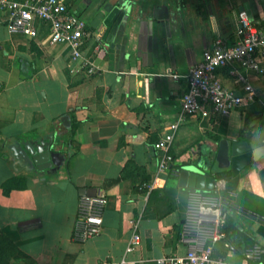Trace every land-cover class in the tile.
Instances as JSON below:
<instances>
[{"label":"crops","instance_id":"0c3cea01","mask_svg":"<svg viewBox=\"0 0 264 264\" xmlns=\"http://www.w3.org/2000/svg\"><path fill=\"white\" fill-rule=\"evenodd\" d=\"M65 1L91 33L83 49L102 70L95 77L71 70L67 46L9 33L0 12V257L4 264H118L134 226L140 243L127 260L183 256L187 191L169 188L168 178L221 140H242L264 123V79L248 74L254 99L228 118L186 117L169 175L156 174L154 144L175 121L186 75L203 51L218 36L234 39L239 12L264 23V0ZM220 76L232 87L225 72ZM47 137L65 158L55 170L25 172L5 155L8 143ZM155 180L150 192L138 189ZM225 183L212 191L229 213L214 257L256 264L244 254L254 244L264 248V158L241 173L233 192ZM92 188L106 196L102 231L78 245L71 236L79 192Z\"/></svg>","mask_w":264,"mask_h":264},{"label":"built area","instance_id":"2783aa9c","mask_svg":"<svg viewBox=\"0 0 264 264\" xmlns=\"http://www.w3.org/2000/svg\"><path fill=\"white\" fill-rule=\"evenodd\" d=\"M0 12L5 15L6 29L29 39L46 38L51 46H67L70 50L72 71H83L95 77L101 68L84 55V46L91 38L86 23L69 9L65 0H0ZM239 30L234 39L218 36L202 57L186 75L187 89L181 99V109L154 148L160 152L156 174L170 170L173 157L170 153L175 135L188 115L199 118H228L245 102L253 101L254 91L248 74L264 79V23L252 21L245 12L237 15ZM99 52L100 47L95 46ZM225 72L232 81L227 87L221 78ZM177 78V76H173ZM154 183L144 185L147 192ZM186 212L183 218L180 240L188 248L183 256L168 255L155 260V264H229L225 259L214 257L213 244L225 240L222 231L227 219L224 207L227 203L206 192H187ZM106 196L97 191L93 197L81 196L75 218L71 241L84 245L102 231ZM210 240L212 244L205 245ZM140 243L137 227L118 264H135L126 259ZM227 246V245H226ZM247 260L262 264L264 248L254 244L245 251Z\"/></svg>","mask_w":264,"mask_h":264},{"label":"water","instance_id":"95a60500","mask_svg":"<svg viewBox=\"0 0 264 264\" xmlns=\"http://www.w3.org/2000/svg\"><path fill=\"white\" fill-rule=\"evenodd\" d=\"M22 67L26 75H30V70L25 65ZM3 148L11 164L25 172L46 173L60 167L62 161H65L62 153L55 151L51 137L8 143ZM263 158L264 123L242 140H221L217 150H209L201 160L191 161L173 173L177 186L187 192H212L216 183L222 180L226 181L228 192H233L241 173ZM96 193L94 188L81 189L79 192L80 196L89 197Z\"/></svg>","mask_w":264,"mask_h":264},{"label":"trees","instance_id":"16d2710c","mask_svg":"<svg viewBox=\"0 0 264 264\" xmlns=\"http://www.w3.org/2000/svg\"><path fill=\"white\" fill-rule=\"evenodd\" d=\"M172 166H173V165H171V168H170V169L173 168ZM177 168H179V166H177ZM125 176H126V173L123 172L122 175H121V177H120V180L123 179ZM148 184H149V181L141 182V183L138 184V189H139L140 191H143V192H144V191H146V188H144L143 186H144V185H148ZM6 190H7L6 188L3 189V194H4V195H8V193H7ZM209 193L212 194L213 192H209ZM252 246H253V245H251L249 248H251ZM249 248H248V249H249ZM0 263H1V264H4V263H5V261H4V257H0Z\"/></svg>","mask_w":264,"mask_h":264},{"label":"rangeland","instance_id":"374dc122","mask_svg":"<svg viewBox=\"0 0 264 264\" xmlns=\"http://www.w3.org/2000/svg\"><path fill=\"white\" fill-rule=\"evenodd\" d=\"M166 174L169 175V173L167 172ZM168 187L169 188H174L175 186H177V179L176 178H168ZM220 197V196H219ZM221 199V198H220ZM187 205V204H186ZM186 209V208H185ZM227 216H229V213L227 212Z\"/></svg>","mask_w":264,"mask_h":264}]
</instances>
